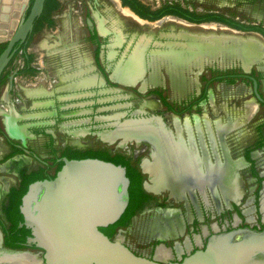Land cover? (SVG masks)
Here are the masks:
<instances>
[{
  "label": "flooded vegetation",
  "instance_id": "1",
  "mask_svg": "<svg viewBox=\"0 0 264 264\" xmlns=\"http://www.w3.org/2000/svg\"><path fill=\"white\" fill-rule=\"evenodd\" d=\"M247 1L239 5L238 0H225L226 6L221 11L214 7L197 10L177 1L165 2L155 8L148 5L156 10L165 4L179 3L189 10L201 14L218 13L257 29H238L218 21L192 24L171 14L163 15L157 21L148 20L146 23L156 26L159 19L165 16H168L166 20L171 17L180 19L183 21L181 24L165 20V26L176 28L179 35L189 40L190 48L173 49L168 46L166 50H161L159 56L156 55L159 64L153 63V60L149 62L152 71L148 79L153 85L148 84L145 89L138 85L124 87L110 83L108 73L103 70L104 65L98 56L96 59L93 51L94 69H88L92 76L84 79L79 76L77 82H68L67 86H62V90L83 94L89 91L86 86L95 81L90 91L95 95L100 94L96 101L101 99V108L105 89L100 86L102 83L126 95L122 97L125 107L129 105L127 97L132 101H141L140 106H135L136 103L131 105L126 117L121 114L117 117V113H112L113 122L106 129L93 127V119H88V108H75L74 112L83 115L81 119L60 124L68 112L61 115L58 95L48 99L47 111L35 110L31 119L25 121L27 123L18 122L21 118L25 120L26 116L13 105V95L23 100L21 94L14 90V79L17 75H26L20 70L25 66L26 56L32 53L30 45L34 25L26 41L17 45V50L0 76V80L5 78V83L0 86V104L9 108L4 111L0 109V264H33V260L34 264L39 263L40 250L19 242L22 229L11 231L10 217L14 216L11 203L14 192L19 190L25 177L40 170L49 176L56 173L55 164L64 156L60 155V150L57 151L59 146H54L58 144L54 140L55 132L46 130L52 124L66 129L74 122L79 123L77 129L67 130V133L76 134L77 137L94 133L98 138L99 135L100 140L97 141L110 145L112 152L119 149L129 159V165L136 166L137 160L141 171L143 168V183L146 182L149 191H145L149 197L140 211L131 216L129 225L121 229L130 231L132 227L141 225L149 236L145 241L136 243L139 250L142 248L140 251L125 243L136 254L156 257L162 262L175 261L202 248L206 238L216 231L246 225L264 231V40L255 33L264 37L259 30H264V2ZM116 11L119 22L132 25ZM95 32L100 34L98 27ZM53 37L56 38L55 35ZM1 43L4 46L0 52L6 46V42ZM43 44L45 47L51 45L45 41ZM167 44L172 45L171 42ZM61 45L62 41L58 43V39L52 44L54 48ZM120 54L116 59L121 57ZM18 58H21L22 65L15 66ZM69 59L74 63L71 57ZM43 62V59L41 62L40 59L30 61L33 74L40 72ZM146 66L136 49L124 68L122 80L135 81L144 73ZM188 69L194 72L195 77H187ZM13 72L12 87L9 89L8 81ZM159 72H162L163 83L157 84L162 82L157 80ZM114 74L117 76L120 73L114 71ZM46 86L47 82L37 81L22 86V89L27 96L50 95L51 90ZM7 89L8 99L5 97ZM143 103L147 104L146 108L142 107ZM126 129L140 130L148 137L151 134V140L130 139L123 144L126 146L124 149L121 146L122 136L118 135L114 141L113 136L114 132ZM40 136L48 138L46 146L41 143L44 141L40 140ZM106 140L113 141V145ZM245 140H248L247 144ZM77 144L66 141L62 147H81ZM232 148H235L234 151ZM9 242L22 245L12 247Z\"/></svg>",
  "mask_w": 264,
  "mask_h": 264
},
{
  "label": "water",
  "instance_id": "2",
  "mask_svg": "<svg viewBox=\"0 0 264 264\" xmlns=\"http://www.w3.org/2000/svg\"><path fill=\"white\" fill-rule=\"evenodd\" d=\"M23 1L22 12L13 23L12 0H0V43L6 42L0 52V76L17 45L32 33L45 3ZM14 74L9 77V89ZM9 89L5 92L7 99ZM139 131L118 130L113 141L118 135L124 143L130 139L151 140V134L148 137ZM61 161L53 178L31 182L21 197L23 219L18 227L30 230L24 245H33L42 252L38 264H264V231L249 225L216 231L206 238L202 248L175 261L162 262L136 254L115 235L109 238L99 229L114 223L127 207L130 181L125 167L97 158L63 157ZM145 183L143 187L149 191Z\"/></svg>",
  "mask_w": 264,
  "mask_h": 264
},
{
  "label": "rangeland",
  "instance_id": "3",
  "mask_svg": "<svg viewBox=\"0 0 264 264\" xmlns=\"http://www.w3.org/2000/svg\"><path fill=\"white\" fill-rule=\"evenodd\" d=\"M141 1H143L147 5H150L153 8L158 7L162 4H164L165 2H170V1H177L184 6H188L189 8H196L197 10H203L205 8L207 9V8L214 7L215 10L221 11L226 6L225 0H141ZM243 1H245V2H243ZM256 1L264 2V0H256ZM54 2H55V0H46L45 1V3H44L45 12L51 11V8L54 7ZM238 2L239 3H237V4H239V5H241V4L243 5L244 3H248L247 0H238ZM251 2H249V3H251ZM237 4L233 3L232 5H237ZM237 10H240V8H237ZM241 13H242V10H241ZM245 13H248V12L246 11ZM40 16L41 17H39V19L35 22L36 29L34 31L33 38H32L31 45H30V52H32L31 54L33 55L32 60H34L35 62H37L38 59H40V62L42 61V59L44 60V62L41 63L42 67L40 69V72H36L34 74L21 75V76L17 75L14 79V81H15L14 82V84H15L14 90L16 92H18L19 94H21V96L23 97V100H20V98L17 99L16 95H13V98H12L13 103H14L13 105L15 106V108L18 111H20L23 115L26 116L25 120H22V118L19 119L18 120L19 123H24V124L27 123L25 121H27L28 119H31V117H32L31 115L35 113V110H39L41 112L47 111L48 102H49L48 99L53 97L54 95H58L57 96L59 98L58 103L60 104V106H62L60 108L61 115L65 111L68 112V113H66L67 114L66 116H63V118H65V119L60 120V122H59L60 124L62 122H67V121L73 122V120H76V118L81 119L80 116H83V115L76 113L77 111L74 112L75 108H79V109L80 108H88L90 111L89 113H87L88 115H90V117H88V119H90V120L93 119V122L92 123L90 122V123L95 124V126H93L95 129L98 127L106 129L108 127V125L111 124V122H113V121H111V118L113 116H110L112 113H117L116 114L117 117L120 116L118 114H121L122 117H126L129 115L128 111L132 107L131 106L132 104L136 103L135 106H137V105L140 106L139 103L141 101H139V100L132 101L131 98H129V97H127V100H126V101H129V105H127L126 107L123 106V105H125L122 103L125 101V99H123V98L126 97V95H124V94L122 95L120 93V92H122L121 90L119 92H117V90H115L114 88L108 87L109 85H107L106 83H102L100 85L101 87L105 88L103 90V99H104L103 108H101L102 106L99 105L100 104L99 102L101 101V99L96 101V97L99 99L100 94L98 93L99 95H95L93 91H90L91 90L90 87H88L89 91L88 92L84 91L83 94H80V93L73 94L74 91L62 90L63 89L62 86H67L69 84L68 83L69 78L64 79V76L70 75L74 70H76L75 67H76L77 63H75V62L71 63L70 62V59H69L70 56H69V53H67L68 52V46H65V45H67V42L65 43V45L63 43L61 46H58L56 48H54L52 46V44L54 43L53 36L49 35L50 31H47V32L43 31V30L41 31V23L40 22L42 20L41 18L43 17V14H41ZM167 17L168 16H165V17L159 19L156 26H154L153 24L144 23L143 25H139V26H136L133 28L132 27L131 28L130 27L125 28L126 30L129 29V31H131L130 33H132L134 30L135 31L133 32L132 40L130 41V39L128 38L125 41L124 48H122L121 52L125 53L128 49H131L132 53L136 49H138L140 53H141V51H143V55L141 57L144 59L145 64L147 65L146 70H145L147 72V75L144 77L145 79L148 78L149 72L152 71V67L149 65V62L153 60L154 61L153 63H155L157 65L159 64V59L157 58L156 55H158L161 50H166L168 48V46H171L173 49H178L181 47L182 48H190V46L188 45L189 40H187L186 38L179 35L178 30L176 28L173 29V28H169V27L165 26V20L167 19ZM107 19H108L107 21H108L109 26L116 25L113 22L114 16H111L110 19L107 17ZM210 23H212V22H210ZM121 24H119V25L117 24V25L119 27H122ZM215 24L219 25L217 23H215ZM38 30H40L41 32H38ZM79 33H81V32L78 31L77 34H79ZM216 34H218V33H216ZM44 41L47 42V44H51L50 47H45L43 44ZM40 42H42L41 46H39ZM169 42H171L172 45H168L167 43H169ZM74 43L75 42H68V44H74ZM64 49H67V50H64ZM59 50H61L60 51L61 53L59 52ZM89 53L87 52L88 55H89ZM90 57H92V56H90ZM19 59H21V58H18L15 61V64H14L15 66L21 65V63L18 62ZM108 63H111V62H108ZM113 63H115V62H113ZM102 65H104V67H108V68L110 67L109 64H107L108 65L107 66L105 63L104 64L102 63ZM110 65L112 66L113 64H110ZM83 66H84V69L89 67V66L87 67L85 65H83ZM88 69H90V67ZM71 70H72V72H71ZM107 70H109V69H107ZM188 70H190V69H188ZM161 73L162 72L158 73L157 78H158V80H162L161 83H163V77L161 76ZM193 73L194 72H192L191 70L189 72L187 71V77L194 76ZM108 74L111 75V72H108ZM73 75L74 74H72V76ZM145 79L144 80L142 79L140 81L145 82ZM37 81H45V83L47 82V86L45 88L50 89L51 94L50 95H48V94L44 95L43 94V95H39V96L38 95L37 96L25 95L24 90L22 89V86H26V85H29L31 83H35ZM93 85H91V86H93ZM95 87L96 86H94V88ZM90 92H92V93H90ZM123 93H126V92L123 91ZM79 95H82V96H79ZM146 106H147V104L143 103L142 107L146 108ZM63 107H65V108H63ZM6 108H8V107H6L4 104H0V109H2L4 111ZM42 110H45V111H42ZM29 111H33V112L29 113ZM127 113H128V115H127ZM45 114H47V113H45ZM39 120H41V119H39ZM44 120H47V118H44ZM90 123L88 125H90ZM79 125H80L79 123L75 124V122H74V124L67 126V128L65 129L61 125H54L53 126V124H52L51 127H46V130L55 132L56 138L54 140H56L55 142L56 143L58 142V144H54V146H57V147L58 146L62 147L63 142L71 141L73 143L76 142V144L78 143L77 145H81V147L84 148V147H87L88 145H94L97 142V140H100L99 135L97 136L99 138L98 139V138H96V135H94V133L87 134L85 137H83V136L77 137L76 134L72 135V133H67V130L77 129L79 127ZM59 136H62V137H59ZM40 137H41L40 140L44 141L41 143L44 144L43 146H46L45 142L48 143V140H47L48 138H46V137L42 138V136H40ZM244 143L247 144L248 140L247 141L245 140ZM111 145H113V144H111ZM124 145L123 146L121 145V146L125 149L126 146H124ZM233 149H235V148H232V151H234ZM121 229H124V228H119L118 231L115 232V234H114L115 237L119 238L122 242L126 243L131 248L138 249V245L136 243L139 241H142V240L145 241V239H147V237H149L147 235V233H145L144 229H142L141 225L136 227V228L132 227L130 229V231H129V229L125 230V231L121 230ZM215 230H218V229L216 228ZM146 251H148V250H146ZM38 255H39V261H41L42 252L40 251L38 253ZM34 263H35V260H33V264Z\"/></svg>",
  "mask_w": 264,
  "mask_h": 264
},
{
  "label": "crops",
  "instance_id": "4",
  "mask_svg": "<svg viewBox=\"0 0 264 264\" xmlns=\"http://www.w3.org/2000/svg\"><path fill=\"white\" fill-rule=\"evenodd\" d=\"M12 2L13 11L12 15H10V20L12 18V22L14 23V21L16 22L18 20L22 12L21 6L25 2L23 0H12ZM113 6L119 11V13L123 14L125 19L129 21V23H131L132 25L120 22L122 23V27H119L118 25L120 23L116 14L117 11ZM122 6L123 5L121 3V0H55L54 7L51 8V11L49 12H45V7L43 6V17L41 18L42 20L40 22L41 31H50L49 35H55L56 38L54 39V42L57 39L58 43L62 41V44L64 43V45L67 42V45L65 46H68V52H66L69 53L71 60L77 63L75 67L77 69L73 72L71 70L72 73L70 75L64 76V79L69 78V82L72 84L78 81L79 76L81 79L92 76L88 72L90 69H94L92 63L93 60L92 57H90L92 56L91 54L94 51V54H97L98 52L97 56L100 59L101 63H105L106 65L109 64L110 67H104L103 70L106 74L108 72H111V75H108L111 80L110 83H112L113 85L124 87H135L138 85L144 88L148 84L153 85V82H150L148 78H144L146 76L145 70L144 73L141 76H138V79L133 82L128 79L124 81L121 78L122 73H124V68L129 62L130 56L135 54V51L132 53L131 49H128L125 53L121 52V49L124 48L125 41L128 38L131 41L133 38V32L135 31L134 30L132 33H130L131 31H129V29L126 30L125 28H133L136 27L135 25H143L144 23L148 22L136 16L132 11H130V8L128 6ZM111 16H114L115 21L113 20V22L114 24H116L112 25L113 27L109 26L107 21V17L110 19ZM166 22H174L177 24L183 23V21L175 17H171L169 20H166ZM96 27H98L100 34L95 32ZM41 31L38 30V32ZM78 31H80L81 33L77 34ZM80 34H83V36H79ZM79 39H81L80 42ZM68 42L75 43L68 44ZM60 51L61 50H59V52ZM87 52H90V56L87 54ZM119 52L121 53L120 55L122 58L120 57L119 59H116L118 57ZM142 55L143 51H141V53L139 52V56L141 57ZM77 56L78 58H76ZM124 57H127L125 61L123 60ZM110 64L113 65L111 66ZM83 65L87 67L89 66L90 69L88 70L89 67L84 69ZM114 71H117L121 75L117 74L116 76L114 74ZM72 74L74 75L72 76ZM130 78L133 79V77ZM142 79H145V82L140 81ZM95 83L96 82L94 81L86 87H90L93 84L95 85ZM159 83L161 82H157V84Z\"/></svg>",
  "mask_w": 264,
  "mask_h": 264
},
{
  "label": "trees",
  "instance_id": "5",
  "mask_svg": "<svg viewBox=\"0 0 264 264\" xmlns=\"http://www.w3.org/2000/svg\"><path fill=\"white\" fill-rule=\"evenodd\" d=\"M32 1V0H31ZM123 6H128L135 14L140 18L147 19L149 21H154L163 15L171 14L177 17L186 19L190 22H203V21H218L224 24H227L231 27L238 29H257L255 26L244 25L238 21L231 20L218 13H205L201 14L194 10H189L180 6L179 3L165 4L159 9L152 10L150 6L143 4L140 0H121ZM39 19V18H38ZM36 19V21L38 20ZM263 34L264 30L259 29ZM4 46V43H0V48ZM97 56V54H95ZM32 60V54L26 56L25 66L20 72L24 74H33L34 68L29 65ZM5 83V78L0 80V86H3ZM60 150V151H59ZM20 151V150H16ZM60 152L61 156H64L68 159H81V158H97L104 161L112 162L116 165H121L126 169V176L129 178V201L127 207L121 216L112 224H109L105 227H100L99 229L107 235L109 238H112L115 231L118 228H125L129 225L130 218L133 214H136L143 207L149 193L143 188V180L145 174L137 166L138 161L136 160V166L129 165V159L125 154L121 153L119 149L116 151L111 150V146L107 145L104 142L97 141L94 145H88L87 147H77V146H66L59 147L57 150ZM57 171L62 165V161L56 162ZM56 171V172H57ZM55 173L52 175H46L45 172L39 171L33 175L27 176L23 179L19 190L14 192L11 206L14 210V216L10 217L11 231L22 229L23 235L19 238V242H25L26 237L30 235V230L25 226L18 227V224L22 222V214L20 213L19 206L21 204V197L26 192L28 185L35 181L45 178H53ZM8 243L12 247H20V243Z\"/></svg>",
  "mask_w": 264,
  "mask_h": 264
},
{
  "label": "bare ground",
  "instance_id": "6",
  "mask_svg": "<svg viewBox=\"0 0 264 264\" xmlns=\"http://www.w3.org/2000/svg\"><path fill=\"white\" fill-rule=\"evenodd\" d=\"M207 28H208V27H207ZM0 35H2V33H1ZM123 144H125V143H124V142H122V143H121V145H123Z\"/></svg>",
  "mask_w": 264,
  "mask_h": 264
},
{
  "label": "built area",
  "instance_id": "7",
  "mask_svg": "<svg viewBox=\"0 0 264 264\" xmlns=\"http://www.w3.org/2000/svg\"><path fill=\"white\" fill-rule=\"evenodd\" d=\"M18 62H20V60H19ZM20 63H21V65H22V62H20Z\"/></svg>",
  "mask_w": 264,
  "mask_h": 264
}]
</instances>
